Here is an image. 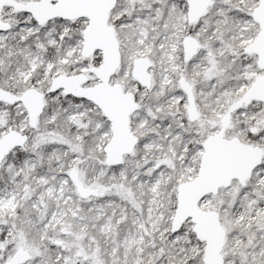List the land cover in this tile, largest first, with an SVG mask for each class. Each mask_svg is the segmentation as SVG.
Listing matches in <instances>:
<instances>
[{
	"label": "snow or ice",
	"instance_id": "obj_1",
	"mask_svg": "<svg viewBox=\"0 0 264 264\" xmlns=\"http://www.w3.org/2000/svg\"><path fill=\"white\" fill-rule=\"evenodd\" d=\"M0 264H264V0H0Z\"/></svg>",
	"mask_w": 264,
	"mask_h": 264
}]
</instances>
